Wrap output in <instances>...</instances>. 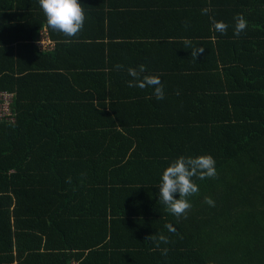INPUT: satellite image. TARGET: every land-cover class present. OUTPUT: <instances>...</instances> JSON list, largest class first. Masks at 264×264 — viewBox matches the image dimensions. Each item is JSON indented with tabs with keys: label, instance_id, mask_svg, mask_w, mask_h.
Instances as JSON below:
<instances>
[{
	"label": "trees",
	"instance_id": "obj_1",
	"mask_svg": "<svg viewBox=\"0 0 264 264\" xmlns=\"http://www.w3.org/2000/svg\"><path fill=\"white\" fill-rule=\"evenodd\" d=\"M207 2L197 59L183 41L159 54L103 40V20L88 41L59 39L44 12L22 31L0 24V90L14 94V121L0 122V264H264V0ZM140 64L163 99L128 87ZM202 154L217 175L193 178L199 193L177 218L159 200L162 173Z\"/></svg>",
	"mask_w": 264,
	"mask_h": 264
},
{
	"label": "crops",
	"instance_id": "obj_2",
	"mask_svg": "<svg viewBox=\"0 0 264 264\" xmlns=\"http://www.w3.org/2000/svg\"><path fill=\"white\" fill-rule=\"evenodd\" d=\"M207 1L80 0L86 17L83 29L75 37H66L63 33L56 31L53 34L61 40L88 41L95 35L97 40H101L104 30L99 25L103 20L109 34L103 40L143 42L145 47L149 44L162 54L159 42L190 40L194 47L198 40L211 38L206 34L207 23L202 17L206 18V16L201 12L204 7H210ZM37 12H43L39 0H0V24L3 26L12 24L22 31L20 27L38 20L37 17L35 18ZM38 16L45 17L44 14ZM20 34L26 36L29 32L25 30L13 33L15 36ZM41 34H44L49 41L56 40L49 34L46 27L42 29ZM6 35L4 33L1 36L5 38ZM32 36L36 38L37 34ZM156 50L154 49V52L158 53Z\"/></svg>",
	"mask_w": 264,
	"mask_h": 264
},
{
	"label": "clouds",
	"instance_id": "obj_3",
	"mask_svg": "<svg viewBox=\"0 0 264 264\" xmlns=\"http://www.w3.org/2000/svg\"><path fill=\"white\" fill-rule=\"evenodd\" d=\"M40 7L46 16L47 26L53 31L63 33L66 37H75L83 29L85 22V12L81 6L80 0H39ZM210 7H204L201 12L208 15ZM234 35L239 37L246 30L248 22L243 14H237L234 18ZM214 31L226 34L228 24L224 21H218L210 17ZM186 49H191V57L197 59L199 54L204 52L203 46L192 47L190 40H184ZM118 69H123V65H117ZM128 75L132 77L129 80L128 87H137L145 89L154 88L156 99L164 98L163 84L161 76L148 74L146 65L140 64L138 67H129ZM216 161L210 154H202L195 157L181 155L175 158L167 166L161 177L159 184V200L166 206L168 212L177 218L185 216L191 208L188 197L199 193V186L193 178L204 180L214 178L217 175ZM179 198H177V195ZM206 204L215 206V201L211 197H205ZM169 232L175 233L176 228L172 224L166 225ZM156 240V237L150 235L145 240ZM159 241L168 243V238L164 235L159 236ZM159 246V245H157ZM167 254V249H164Z\"/></svg>",
	"mask_w": 264,
	"mask_h": 264
},
{
	"label": "built area",
	"instance_id": "obj_4",
	"mask_svg": "<svg viewBox=\"0 0 264 264\" xmlns=\"http://www.w3.org/2000/svg\"><path fill=\"white\" fill-rule=\"evenodd\" d=\"M45 35L42 34L38 45L41 48H50L53 44L47 40ZM14 94L6 90H0V122L2 121H14V111L12 108Z\"/></svg>",
	"mask_w": 264,
	"mask_h": 264
}]
</instances>
